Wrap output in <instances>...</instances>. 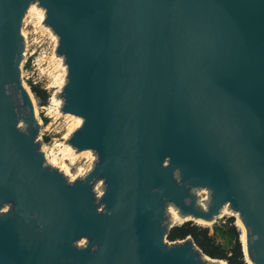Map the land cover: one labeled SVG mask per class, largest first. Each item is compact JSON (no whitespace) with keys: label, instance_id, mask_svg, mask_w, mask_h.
Here are the masks:
<instances>
[{"label":"water","instance_id":"water-1","mask_svg":"<svg viewBox=\"0 0 264 264\" xmlns=\"http://www.w3.org/2000/svg\"><path fill=\"white\" fill-rule=\"evenodd\" d=\"M33 3L82 118L68 142L96 155L74 179L22 79ZM225 205L264 264V0H0V264H228L166 241L170 206L212 224Z\"/></svg>","mask_w":264,"mask_h":264},{"label":"rangeland","instance_id":"rangeland-1","mask_svg":"<svg viewBox=\"0 0 264 264\" xmlns=\"http://www.w3.org/2000/svg\"><path fill=\"white\" fill-rule=\"evenodd\" d=\"M33 5H36L37 7L40 8V6L37 3ZM26 21L28 25L26 23V26L23 28V31L26 32V36L29 35L30 40H32V42L37 47L39 46V42L42 43L45 41V43L43 44V47H46L44 51L49 57L48 60L53 61V59H55L54 55H56V54H53L54 53L53 48L56 42L53 36V31L44 24V21H43L42 26L39 25L40 23L38 22V18L36 17L34 12H32L29 15V11H28V13L26 14V18H25V22ZM57 43H58V40H57ZM42 54L43 52L40 53V56ZM23 62H22V65H23ZM61 73H62V70H59V72H57L53 76L52 72H50V74H48L47 76V80L43 84H36V85H39L40 88L47 91L49 97L46 103H42L32 91V88H31V85L33 84L32 81L26 80L27 82L26 85L32 92L36 109H38V112H37L38 117L40 118V121H42L43 125L46 127V128H42L41 133L39 135V139L42 141V148L53 150L56 153H60V155L63 154L62 148L64 144H70L68 142V138L70 137V129L72 128L71 124L73 123V120H71L70 118H67L61 110L63 101H62V97L59 95H60V91L62 88L60 89L59 84H56L54 82L55 81L54 77L57 74H61ZM58 101H61V104H58L57 103ZM90 151L92 152L91 155H81L78 157L75 163H71L70 160L66 161L70 167V174H67L65 171L64 172L69 176L70 179H74L72 177H77L78 175H84L86 172H88L93 167L94 162L96 160V155L94 154L92 150ZM96 189H98L101 193L102 191L101 182H98ZM200 192L203 197L205 198L207 197L208 192L206 190H201ZM187 219H192V218L188 217L186 219L178 220L176 224L177 225L183 224L187 222L185 221ZM238 219H239L238 213H235L232 210H229L227 208V212L224 213L221 217L217 218L216 222H213L212 224H198L197 220H191V221L198 225L209 227L210 233L214 235L216 239L224 245V247H230L232 245L233 239L227 233V228L223 225L234 224L237 227L239 240L241 241V244L243 247V239H242V232H241L243 228L241 229V226L239 224L240 222H238ZM166 241L172 242L167 237H166ZM85 242L86 240L82 239L79 241V244H85ZM245 262L247 264H252L250 262L248 263L246 260Z\"/></svg>","mask_w":264,"mask_h":264},{"label":"trees","instance_id":"trees-1","mask_svg":"<svg viewBox=\"0 0 264 264\" xmlns=\"http://www.w3.org/2000/svg\"><path fill=\"white\" fill-rule=\"evenodd\" d=\"M31 88L42 103L47 102L49 95L46 90L35 84H32ZM223 226L227 228V233L233 239L230 247H224V245L210 233L209 227L198 225L192 221H187L171 228L167 238L171 241H176L191 236L195 244L208 256L223 259L227 261L228 264H247L244 258L243 247L239 240L237 227L234 224Z\"/></svg>","mask_w":264,"mask_h":264},{"label":"bare ground","instance_id":"bare-ground-1","mask_svg":"<svg viewBox=\"0 0 264 264\" xmlns=\"http://www.w3.org/2000/svg\"><path fill=\"white\" fill-rule=\"evenodd\" d=\"M35 4V3H33ZM31 5L30 8H29V15L34 12V14L36 15V17L38 18V22L40 23L39 25L42 26L43 24V21L45 20V9L43 7L40 6L37 7L36 5ZM28 13V12H27ZM45 24V23H44ZM46 25V24H45ZM47 26V25H46ZM49 27V26H48ZM45 28V27H44ZM50 28V27H49ZM51 29V28H50ZM52 30V29H51ZM50 30V31H51ZM23 31V30H22ZM24 35L26 36V32H24ZM53 36H54V39H55V45L57 47V40H58V37L57 35L53 32ZM28 38V36H26ZM57 43V44H56ZM56 48H54V53L53 54H56V51H55ZM54 55L55 59H53V61H51V64L53 65V69H52V75L54 76V74H56L57 72H59V70H62V73L61 74H57L54 78H55V83L56 84H59L60 86V89L63 87V85L65 84V81H66V75H67V66L65 65L64 61H63V58L61 56H56ZM52 58V57H51ZM58 104H61V101H58L57 102ZM36 112H38V109H36ZM65 116L67 118H70L71 120H73V123L71 124L72 128L70 129V134L72 133V131H74L75 128H77L78 126L81 125L82 123V118L80 116H76V115H73V114H66L64 113ZM42 122V121H41ZM45 152H46V155H47V158H48V161L52 164H54L55 166H58L59 168H61L63 171H65L67 174H70V167H69V164L66 162L67 160H70L71 163H75L76 160L78 159L79 156L81 155H91L92 152L90 150H84V151H77L74 149L73 146H71L70 144H64L63 148H62V155H60V153H56L54 152L53 150H48L47 148H44ZM93 157V156H92ZM94 158V157H93ZM72 178H75V177H72ZM102 192V191H101ZM227 208L229 209L228 205H225V207L222 209V213L219 217H221L224 213L227 212ZM231 210V209H229ZM170 211L171 213H173L174 215V219H175V223L178 221V220H181V219H186V218H181L177 211L170 206ZM188 218V217H187ZM192 218V217H190ZM238 222H240V220L238 219ZM240 226H241V229L243 228V230H241L242 232V239H243V249H245V242H246V237H245V229L244 227L242 226L241 222L239 223Z\"/></svg>","mask_w":264,"mask_h":264},{"label":"built area","instance_id":"built-area-1","mask_svg":"<svg viewBox=\"0 0 264 264\" xmlns=\"http://www.w3.org/2000/svg\"><path fill=\"white\" fill-rule=\"evenodd\" d=\"M25 18H24L22 30L26 26V23H27V21L25 22ZM25 39H26V48L24 51V60H23L24 62L22 65V79L24 80L25 83H27L26 80H31L32 83L35 85L43 84L47 80L48 74H50V72H52V69H53L52 67L53 65L51 64V61L48 60L49 57L44 51L46 48V47H43V44L45 43V41L42 43L39 42V46L37 47L32 42V40H30L29 35H28V38L25 36ZM54 48H56V45L54 46ZM54 48H53V52H54ZM42 52L43 54L40 56V53Z\"/></svg>","mask_w":264,"mask_h":264}]
</instances>
